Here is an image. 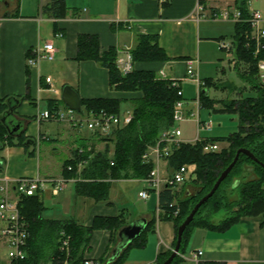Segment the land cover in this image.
I'll return each mask as SVG.
<instances>
[{
    "label": "crops",
    "instance_id": "1",
    "mask_svg": "<svg viewBox=\"0 0 264 264\" xmlns=\"http://www.w3.org/2000/svg\"><path fill=\"white\" fill-rule=\"evenodd\" d=\"M66 1L69 7L68 15L65 18H53L43 10L50 0H30V2L29 0H0V100L20 97V100H13L16 105L13 114L16 119L24 121L25 136L27 137L25 145L19 144L18 138L14 139L15 144L13 145L7 144L2 147L0 143V178L2 179L15 180L23 176L64 177L67 179L66 185L72 182L76 187V183L81 179L80 172L85 166L77 164L78 170L75 175H69L64 171V163L76 159L77 149L80 148L93 149L96 152L102 151L103 146L100 142L107 143V141L103 142L100 139H110L111 136L108 138L103 135L94 137L89 131L84 133L78 131L79 134L75 130L71 132L69 130L71 126L66 121H41L38 118L43 110L55 105L63 109L67 108L61 99L63 89L61 87L70 85L79 93L81 99L129 98L124 102L129 103L130 110H132L130 98L138 96V92L116 90L110 84L109 69L99 62L76 60L79 35H97L100 53H104L112 47L119 49L129 46L133 50L138 44L140 36L156 37L159 46L166 52L168 60L164 62L138 61L135 62L134 69H152L158 73L163 70L167 78L178 79L182 83V80L174 74L175 68L182 67L186 73V61L197 58L199 73L202 63L201 55L204 51L209 50L210 44H216L218 51L219 49L222 51L219 48V40L228 38L222 24L226 22L236 24L237 22L234 18V12L237 10L235 0H169L165 3H161L159 0ZM258 1L249 0V9H259L263 12L259 6L255 5ZM1 5L3 6L1 7ZM17 6H19L18 10ZM225 10L229 11L227 18L221 16ZM17 11L18 15L15 14ZM216 13L218 16H215ZM48 24L52 25V29L47 28ZM58 32L63 35L58 36ZM232 41L234 42V40ZM46 43H54V59L42 60L37 67L29 68L27 65L28 56L32 54L33 50ZM45 62L52 66L48 69L43 68ZM55 70L56 78L53 74ZM46 76L52 78V84L45 81ZM201 82L200 78V87ZM190 103L191 101L187 104V108ZM194 109L195 107L188 108L187 116H190V112ZM53 122L60 123L58 124V139L54 141L51 151L58 154L61 149H64L67 158L62 164L60 163L58 170L53 172L52 169V171L43 172L44 164L40 158L41 147L43 141L53 140L48 128V124ZM200 133L201 131L198 132L194 142L189 143L194 144L199 138H211L201 137ZM219 144L222 148L228 146V143L226 146L220 142ZM36 145L40 146V153L37 154V157L35 155ZM109 149L108 156L111 158L114 154L115 144H110ZM147 151H150V155L156 160L154 147H149ZM42 155L52 156L49 153ZM157 163L162 175L172 174L174 168L170 167L168 160L159 159ZM139 180H113L110 192L115 185L119 186L118 189L121 186L124 189L125 185L127 186L125 182ZM164 189L167 188H162L160 192L151 191L147 199L141 198L138 192V199L143 201L149 200L152 195L157 196L156 210L152 213H141L136 218H129L123 205H117L109 195L110 204L102 202L104 205L102 207L97 205L93 208L89 217L82 220L77 217L73 219L85 226H91L96 216H118L121 212L124 213L127 225L139 218H145L148 222L155 217L154 228L147 233L145 246L131 247L122 263L154 264L160 254L173 249L176 239L174 219L160 217V214L163 213L160 209V193ZM169 189L178 193L179 197L193 190L189 182ZM61 191L55 193L51 187H48L39 196L45 205L46 195L48 198H54L59 196ZM118 242V235L117 239H112L110 230H94L90 248L85 255L99 259L109 258ZM198 251H201V254L195 257L194 253ZM182 257L183 260L177 264H199L200 262L264 264V214L242 217L239 222L224 230L195 227Z\"/></svg>",
    "mask_w": 264,
    "mask_h": 264
},
{
    "label": "trees",
    "instance_id": "2",
    "mask_svg": "<svg viewBox=\"0 0 264 264\" xmlns=\"http://www.w3.org/2000/svg\"><path fill=\"white\" fill-rule=\"evenodd\" d=\"M19 1V0H18ZM249 0H235L236 9L241 13V19L235 24L234 56L239 64H249V69L241 71L237 65L240 79L247 83L256 95L239 98L230 97L222 100V108L213 107V101L208 98L206 90L199 95L202 105L212 108L215 112H229L238 116V130L224 138H207V140H226L227 147L220 152L205 153L203 151L206 140H198L194 144L182 142L176 146L169 158L170 167L178 168L186 163L196 164V177L189 182L192 192L178 196L169 188L160 193L161 218H172L176 224V239L178 228L196 203L207 194L221 172L232 162L239 148L244 147L257 157L254 161L245 154H241L233 170L221 183L215 194L205 202L196 213L194 220L187 226L183 234L182 245L176 258L171 264L183 260L186 247L193 229L202 226L211 229L224 230L240 221L242 217H254L264 214V82L260 79L258 62L264 59V51L255 55V49L247 44L251 27L247 19L250 16ZM19 6H17L18 10ZM53 18H65L69 7L66 0H50L43 7ZM18 15V11L15 13ZM135 62H164L168 56L159 46L156 37L140 36L138 44L132 50ZM117 48H110L100 53L99 37L95 34H81L78 38V53L76 60H95L107 67L110 73V84L116 90L138 92L139 95L130 98L132 104V119L130 123L118 129L111 137L115 142L113 157L109 158L110 149L95 152L86 150L76 159L64 163V171L73 174L78 170L77 164L81 159H87V165L81 170V179L76 183V196L93 199L95 202L109 201L111 182L119 179H142L147 177L153 169L152 162L143 160V155L150 146L174 125V107L180 99L178 91L182 90V83L178 79H171L159 75L152 69H134L123 76L116 64ZM235 89L231 85H225ZM129 98H91L81 99L84 112H100L105 110L119 114L121 103ZM15 100L9 97L0 100V143L1 146L13 145L18 138L19 144H26V129L20 135L9 133L6 124L1 120L6 111L16 108ZM12 101V102H11ZM62 102V101H61ZM63 103V102H62ZM64 104V103H63ZM23 127L25 124L21 122ZM17 144V143H16ZM111 161L114 164H111ZM69 165L73 169L68 170ZM238 185L234 186L235 181ZM185 193V189L183 191ZM20 212L29 225L30 236L26 246L25 259L13 260L10 264H63L65 253L59 249L60 233L64 230L71 236L70 264H82L85 252L90 248V240L94 230L107 229L111 231L112 239H117L119 230L126 226L124 213L118 216H96L91 226H85L76 219H48L43 217L45 205L39 195L23 196L19 202ZM180 209L177 215L174 213ZM226 209L229 216L219 223H215L212 216L220 210ZM156 218L147 222L139 237L125 247L115 261L109 264H122L127 251L131 247H144L147 233L154 228ZM173 250V249H172ZM172 250L160 254L154 264H161ZM108 258L101 260L108 261ZM199 264H225L224 262H200Z\"/></svg>",
    "mask_w": 264,
    "mask_h": 264
},
{
    "label": "built area",
    "instance_id": "3",
    "mask_svg": "<svg viewBox=\"0 0 264 264\" xmlns=\"http://www.w3.org/2000/svg\"><path fill=\"white\" fill-rule=\"evenodd\" d=\"M161 3H165L169 0H159ZM250 16L247 21L250 24L251 31L248 36L247 44L255 49V55L261 54L264 51V13L259 9L250 10ZM218 16V13L215 14ZM222 17H229V11L225 10L221 14ZM234 18L238 21L241 19V13L239 10L234 12ZM58 36H62L61 32L57 33ZM219 45L221 49H226L232 51L233 60H235L234 50L235 45L233 41H228L227 39H220ZM118 55L116 59L117 67L123 76L130 74L134 70V58L132 49L129 46L117 49ZM55 53L54 43H46L41 47L33 50L27 58V65L29 68H35L39 65L42 60H53ZM187 69L186 73L191 78H197L200 82L198 73V59L191 58L186 61ZM260 79L264 82V59H260L258 62ZM159 75L166 77L163 70L159 71ZM45 81L49 84L53 83L50 76L45 77ZM54 91L57 89L52 88ZM180 99L175 103L174 107V124L183 120L187 117V101L183 97L182 90L178 91ZM195 109L190 112V116L198 118L199 131L210 132L213 129V122L201 121L200 120V98L197 96L194 99ZM132 111H128L123 115L110 113L105 110L100 112H84L76 111L69 107L63 109L55 105L51 108L43 110L38 118L47 121H66L75 130L80 133L89 131L94 136H109L113 135L116 130L128 125L132 119ZM181 136L180 129H175L174 125L168 131H166L163 136L154 145V150L156 153V160L169 158L174 152ZM198 140H206L203 151L205 153L210 152H220L222 147L218 141L207 140V138H199ZM151 147V146H150ZM90 150V149H89ZM86 152L85 149H78L79 155L82 156ZM143 160L146 162L153 163V169L150 174L140 179L145 183L146 186L139 191V196L143 199H147L150 196L151 191L160 192L162 188H177L187 182H191L196 177V164L186 163L178 168H175L171 175H162L159 169V165L156 160L150 155V151H146L143 155ZM88 163L87 159H81L79 161L80 166H86ZM113 165L114 162L111 161ZM69 170H72V165H69ZM67 183V179L55 178V177H19L15 180L2 179L0 178V221L2 226L0 227V242L7 248V256L9 259V264L13 260L25 259L27 256L26 246L28 243V238L30 236L29 225L26 219L20 212L19 202L23 196H34L40 195L48 187H51L55 193L61 191ZM180 209L174 213L177 215ZM59 249L61 252L65 253V260L63 264H70L69 256L71 252V236L67 234L64 230L60 233L59 238ZM86 253V252H85ZM201 254V251L194 253L197 257ZM82 264H109L108 261H103L99 258H93L84 256Z\"/></svg>",
    "mask_w": 264,
    "mask_h": 264
},
{
    "label": "rangeland",
    "instance_id": "4",
    "mask_svg": "<svg viewBox=\"0 0 264 264\" xmlns=\"http://www.w3.org/2000/svg\"><path fill=\"white\" fill-rule=\"evenodd\" d=\"M30 2V0H29ZM30 4V3H28ZM255 5L260 7L264 12V0H259ZM3 5H1L2 7ZM225 28V32L228 36V40L232 41L234 38L235 24L234 22H226L222 24ZM47 28L52 29V25L48 24ZM219 47V45H218ZM220 48V47H219ZM202 63L199 67V77L201 78V87L200 82L197 78H191L189 75H186L182 67L177 66L174 70V74L182 80V92L183 97L191 101L188 108L195 107L194 99L200 95L201 90H206L208 98L213 101V107L216 109L222 108V100L230 97L239 98L246 97L250 95H256V92L245 82H243L237 72V65L241 71L248 70L249 64L241 62L240 64L233 60L232 51L222 49V51L217 49L216 44H210L208 51H204L201 55ZM52 65L48 62L43 64V68L48 69ZM55 78L56 70L53 71ZM231 85L235 89H230ZM63 87H61L62 89ZM68 107V106H66ZM187 108V109H188ZM131 105L129 103L123 102L120 106V114L123 115L128 111H132ZM189 115V114H188ZM200 120L201 121H212L213 129L210 132L201 131V137H211V138H224L238 130V116L229 112L217 111L215 112L212 108L201 106L200 109ZM60 122H53L48 124L50 131V136L53 139L52 141H43L42 143V153L41 159L43 160L44 168L43 172H53L58 170L60 165L67 158V154L64 149H61V152L54 154L51 150L54 145V141H57L59 134V124ZM67 128V126H66ZM69 128V127H68ZM175 129H180L181 136L177 145L185 142H194L197 138L199 132V122L198 118L194 116H187L183 120H179L174 124ZM120 129V128H119ZM71 132L75 130L73 127L69 129ZM78 134L79 132L75 130ZM117 131V130H116ZM115 131V132H116ZM114 132V133H115ZM92 135V134H91ZM69 136V135H68ZM82 136V135H80ZM85 136H88L85 134ZM94 136V135H92ZM90 136V137H92ZM112 136V135H109ZM96 137V136H94ZM107 143H102V151L108 149L110 144H115L111 139L103 140ZM183 140V141H182ZM111 142V143H110ZM223 146L227 145V141H219ZM40 146L36 145L35 155L40 153ZM96 152V151H95ZM51 154L52 156L45 157L42 154ZM61 163V164H60ZM49 165V166H48ZM124 189L121 186L118 189V185H115L110 192V198L116 202L117 205H123L126 209L127 216L129 218H136L141 213H152L156 210L157 196L152 195V197L143 201L138 199V192L144 188L145 183L141 180L125 182ZM64 190V191H63ZM61 191L59 196L54 198L45 197V207L46 210L43 212L44 218H74L79 219L87 218L91 215L93 208L97 205L102 207L104 204L102 202L95 203L93 200L84 199L82 196H76V187L75 183H68L65 188ZM229 216V212L226 209L220 210L212 216V219L215 223H219ZM0 264H9V259L7 256V248L3 244H0Z\"/></svg>",
    "mask_w": 264,
    "mask_h": 264
},
{
    "label": "water",
    "instance_id": "5",
    "mask_svg": "<svg viewBox=\"0 0 264 264\" xmlns=\"http://www.w3.org/2000/svg\"><path fill=\"white\" fill-rule=\"evenodd\" d=\"M62 101L71 109L76 111H82V100L79 93L72 88L70 85H65L62 89L61 95ZM1 120L6 124L9 133L13 135H20L25 128L23 127L22 123L24 121L18 120L15 118L13 114V106L11 105L10 109L6 111L5 115L1 117ZM27 143V142H26ZM241 154H245L254 161H258L257 157L251 152V150L241 147L237 150L236 155L232 162L221 172L217 181L215 182L212 189L205 194L194 206L192 211L187 215L184 221L178 228V239L176 242L175 247L172 250V253L161 263V264H171L173 260L178 255L181 245L184 231L186 230L187 226L194 220L196 213L198 212L199 208L207 202L217 191L221 183L226 179V177L230 174L233 170L234 166L237 164L239 157ZM239 180L235 181L234 186L238 185ZM147 225V220L145 218H139L134 220L133 222L129 223L128 225L122 227L118 232L119 242L115 247L113 254L111 257L108 258V262L112 263L116 260V258L120 255L122 250L127 247L131 242H133L137 237L141 235Z\"/></svg>",
    "mask_w": 264,
    "mask_h": 264
}]
</instances>
